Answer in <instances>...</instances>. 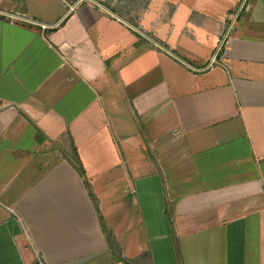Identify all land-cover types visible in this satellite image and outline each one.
<instances>
[{"label": "crops", "instance_id": "crops-1", "mask_svg": "<svg viewBox=\"0 0 264 264\" xmlns=\"http://www.w3.org/2000/svg\"><path fill=\"white\" fill-rule=\"evenodd\" d=\"M95 1L0 0V264H264V0Z\"/></svg>", "mask_w": 264, "mask_h": 264}, {"label": "rangeland", "instance_id": "rangeland-1", "mask_svg": "<svg viewBox=\"0 0 264 264\" xmlns=\"http://www.w3.org/2000/svg\"><path fill=\"white\" fill-rule=\"evenodd\" d=\"M111 1V0H110ZM148 1L149 0H141V1H139V0H120V12L121 13H125V15L126 16H128L130 19L131 18H134L135 17V15H136V12L134 11V8H137V5L140 3V4H142L143 3V5H146L147 3H148ZM161 1L162 0H156L155 1V4L158 6V5H160V3H161ZM142 2V3H141ZM134 6V7H133ZM136 6V7H135ZM140 6V5H139ZM138 6V7H139ZM61 148H63L62 146H61ZM132 195H130V196H128V197H126L127 198V201H125V202H128V201H130L131 199L130 198H132L131 197Z\"/></svg>", "mask_w": 264, "mask_h": 264}, {"label": "built area", "instance_id": "built-area-1", "mask_svg": "<svg viewBox=\"0 0 264 264\" xmlns=\"http://www.w3.org/2000/svg\"><path fill=\"white\" fill-rule=\"evenodd\" d=\"M79 2H88V3H90V4H96V1H95V0H79ZM246 2H247V0H243L242 5L240 6V10L243 8V5H244ZM73 7H74V6H70V7H69V11L72 10ZM240 10H239V11H240ZM237 15H238V14H235V17H234V18H236ZM14 18H15V20H17V21H22V22H25V23H28V24H37V22H34V21H32V20H28V19H26V18H24V17L16 16V17H14ZM215 63H216V56L214 55V56L211 58L210 62L207 64V66H206L205 68H203V69H200V70H205V69L211 67V66H212L213 64H215ZM194 70H195V71H200V70H197V69H194Z\"/></svg>", "mask_w": 264, "mask_h": 264}, {"label": "trees", "instance_id": "trees-1", "mask_svg": "<svg viewBox=\"0 0 264 264\" xmlns=\"http://www.w3.org/2000/svg\"><path fill=\"white\" fill-rule=\"evenodd\" d=\"M72 152L75 153L74 146H72ZM75 156H76V155H75ZM75 158H76V157H75ZM72 164L76 167V169H77V171H78V174H79L80 176H83V170H82V167H81V165L78 163L77 159H74L73 162H72ZM85 183H86V182H85ZM116 258H118L120 261L128 262V261L122 259L121 257L119 258V257L116 256ZM128 263H129V262H128Z\"/></svg>", "mask_w": 264, "mask_h": 264}]
</instances>
